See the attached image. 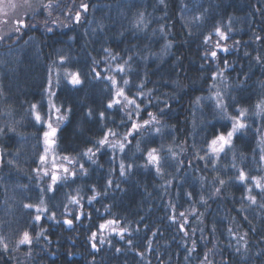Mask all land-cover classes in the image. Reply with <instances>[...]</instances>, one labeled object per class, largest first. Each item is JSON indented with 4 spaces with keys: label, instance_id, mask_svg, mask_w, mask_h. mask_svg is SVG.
Returning a JSON list of instances; mask_svg holds the SVG:
<instances>
[{
    "label": "trees",
    "instance_id": "obj_1",
    "mask_svg": "<svg viewBox=\"0 0 264 264\" xmlns=\"http://www.w3.org/2000/svg\"><path fill=\"white\" fill-rule=\"evenodd\" d=\"M20 19L0 38V264H264V192L236 179L264 178V0H53L51 16ZM52 102L63 117L54 151L69 169L54 184L40 160ZM237 109L247 127L217 156L209 144ZM149 112L156 121L134 130ZM41 200L46 212L24 208ZM24 231L32 244L17 248Z\"/></svg>",
    "mask_w": 264,
    "mask_h": 264
},
{
    "label": "snow or ice",
    "instance_id": "obj_2",
    "mask_svg": "<svg viewBox=\"0 0 264 264\" xmlns=\"http://www.w3.org/2000/svg\"><path fill=\"white\" fill-rule=\"evenodd\" d=\"M164 0H161V3H163ZM0 4H3V7H0V12L3 13L4 16H8L9 15V10H11V12L13 14L19 12L21 15L23 16H27L29 13H31L32 15H35L37 13L43 14V13H47V15L51 16L52 15V10H53V0H48L47 3L44 2V0H18V2H13V0H0ZM81 7L83 8L84 11H87L88 5L86 4H82ZM197 20L201 19V17L197 16L196 17ZM75 20L76 22H79L80 20V13L77 12L75 15ZM8 20H2L0 21V23L3 24H8ZM144 22V18H143V13L140 14V17L137 21V26H139L140 24H142ZM17 27L14 29L15 32H20V30L24 27H26L27 25L25 24V21L23 19H20L19 17L17 18ZM45 23H47V21H45ZM35 25H33L34 27ZM47 31L51 32L52 28L49 27L47 28ZM216 34L218 36L221 37V39H227V36L225 35L224 32L221 31V29L219 27H217L215 29ZM211 37H208L207 39H210ZM206 39V42H207ZM257 39H259V37H257ZM228 49L225 48L224 51H227ZM107 51V49H106ZM212 57L215 58L216 57V52L213 51L211 53ZM258 62H259V57L257 58ZM61 63H63V58H61ZM120 71H123V68L120 69ZM66 76L69 78V82L73 85H79L81 83V80L79 78V74L78 73H66ZM215 78V77H213ZM111 79V78H109ZM112 85L115 87L117 84V81L115 79L111 80ZM129 83V81L127 79L124 80V84L127 85ZM49 86L51 87V81L49 82ZM142 87V85H141ZM51 94V93H50ZM4 93L2 90H0V96H3ZM116 96L118 97H123L124 101L127 102V104H135V100L129 99L128 96H126L124 94L123 89L121 88H117L116 90ZM217 96H219V93H217ZM120 100H113L108 104V107L111 108L113 107V104H119ZM137 109L139 108V105H136ZM217 107L223 108V106L221 105V103L219 101H217ZM256 109H257V115L259 114H264V101H261L260 103H257L256 105ZM31 110L32 113L34 115L35 120L39 123L41 122V115L36 111L37 110V105L36 104H32L31 105ZM57 111H59V109H57ZM8 115H11V113H7ZM248 114V109H237V115L235 116H228L227 112H224V115L227 119L232 121V125H231V130L228 131L226 134L221 133L218 136H216V138H214L211 141V151L213 154L217 155L221 152H224L225 147H231L232 145V140L234 137V134L242 129H245L247 127V124L244 121V118L247 116ZM101 118L103 119L104 114L101 113L100 114ZM148 116L151 118V120H146L143 122V125H137V124H133L132 128L134 130H139L140 127H147L151 122L156 121V117L153 116V114L151 112L148 113ZM62 119V118H61ZM49 131H45L44 132V140H45V144L46 145H51L54 143V141L51 139L52 137H54L56 135V129L52 127L51 123H49L47 125ZM10 131L13 129H9ZM157 132L160 131L159 128L156 129ZM5 132L4 128H0V134H3ZM109 135H116L114 132H111V130L108 133ZM128 135H131V133H128ZM125 139H127V137H125ZM108 143V139H107V135H105V137L101 140L98 141V144L103 146L104 144ZM114 146V145H113ZM120 149L121 151H123L124 145L123 143H121L120 145ZM137 147H139V145H137ZM169 151H171V149H169ZM47 152V149H46ZM92 149H88V152L85 153V155H88V153H91ZM91 159V157H89ZM65 160H68V157H64ZM147 159L148 162L151 164H154L156 166V170L157 172L160 171V157L159 155H157V149L156 148H152L150 151H148L147 153ZM261 161H264V155H261L260 157ZM41 163H43L45 161V156H41L40 157ZM83 167V166H81ZM131 167V166H129ZM233 167H235V164H233ZM120 169H121V175L123 176L125 174V165L123 163H121L120 165ZM63 171L65 173H67L69 171V169L64 168ZM45 175H47V172H45ZM72 175L74 176L75 173H72ZM218 182L220 184L221 187H223V185L226 183L225 180L217 178ZM237 180H239L241 183H244L245 181L251 179L255 186L257 188H260L262 192H264V183H261V180L264 178H257L255 176H249L247 175L243 169H239L238 170V174L236 177ZM52 180H53V184L56 182L57 177L55 175L52 176ZM109 185H111V181H109ZM50 190H51V186H50ZM221 191V188H217L216 192L219 193ZM247 191L249 193H251L252 189L251 188H247ZM92 199H95V197H93ZM247 199L249 201H251V203L255 204L256 203V197L252 196V195H248ZM91 202V201H89ZM73 203H78V201H73ZM261 207H264V205H261ZM24 208L26 209H35V211L37 213H41V212H46L47 208L44 206V201L41 200L39 205H33V204H24ZM181 215H183V213H181ZM51 219H54L55 216L54 214L52 216H50ZM75 219H80L79 216H76ZM35 220L36 221H40L41 220V216L38 214L35 216ZM64 223L66 225H68L69 227L72 226V220L70 219H65ZM108 225H111L113 223H115L112 220H109ZM106 227V225H100L101 229H104ZM231 231V229L229 230ZM123 232L124 230H121L120 232V237L121 239H123ZM42 234V233H41ZM246 235V234H245ZM39 237L37 236V239ZM241 239H243V237H241ZM6 238L0 236V247H2L3 251L7 252L8 251V244L5 242ZM91 240L95 241L96 240V233H93L91 236ZM100 243L103 244L104 240L103 238H101ZM129 244H131V241H128ZM32 244V237L30 235V233L28 231H24L20 238L17 240L16 242V246L17 248L20 245H28L31 246ZM92 248L96 251H98L99 249L97 248L95 243H92ZM117 252L120 251L119 248L116 249ZM139 255H143L142 253H138ZM205 259H207V257H205Z\"/></svg>",
    "mask_w": 264,
    "mask_h": 264
},
{
    "label": "rangeland",
    "instance_id": "obj_3",
    "mask_svg": "<svg viewBox=\"0 0 264 264\" xmlns=\"http://www.w3.org/2000/svg\"><path fill=\"white\" fill-rule=\"evenodd\" d=\"M5 2H6V0H5ZM13 2H18V0H13ZM0 7H3V4H0ZM18 17L22 18L23 15H21L19 12L13 14L11 12V10H9V15L4 16L3 13L0 12V21L5 20V19L9 21L8 24L0 23V38L3 36V33H5L4 31L7 30V31L12 32L14 30L15 25H17L16 21H17ZM67 73H70V72H67ZM68 80H69V78H68ZM48 92L51 93L50 88H48ZM122 102H123V104H125L124 101H122ZM49 107H50V110H49V115L47 117L49 119L47 121H44L43 115H41V118H42L41 120H43L46 124V131H49V129L47 127V125L49 123H51L52 127L55 128L57 131L58 124L60 123V121L61 122L63 121V117L59 113V111H57L58 107L54 103H53V105H49ZM51 109H52V111L55 112V113H52V115H51ZM55 137H56V135L51 138L54 141V143L51 145H46L45 140L43 138L44 151H43L42 156H45V161L43 163H41V166L43 168H45L44 169L45 172H47L46 170H48V171H50V174L52 176L55 175L57 177V179H59V177L62 176L63 169L67 168V166H66L65 162L62 161L63 159L61 157H59L54 151ZM210 145H211V143L209 144V150L211 151ZM46 149H47V152H46ZM261 183H264V181H261Z\"/></svg>",
    "mask_w": 264,
    "mask_h": 264
}]
</instances>
